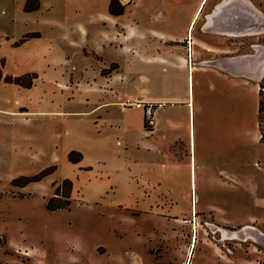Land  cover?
<instances>
[{
    "label": "rangeland",
    "instance_id": "374dc122",
    "mask_svg": "<svg viewBox=\"0 0 264 264\" xmlns=\"http://www.w3.org/2000/svg\"><path fill=\"white\" fill-rule=\"evenodd\" d=\"M225 1L208 2L258 19L240 52L254 56L259 90L264 0ZM26 3L0 0V264H264L258 94L209 76L187 96L152 64V32H175L164 20L183 23L186 12L168 15L165 0H122L116 18L109 0H39L29 13ZM170 82L192 104L174 102ZM127 99L161 105L166 132L147 133L144 111ZM189 116L188 132L178 123ZM65 181L69 208L48 210L53 184Z\"/></svg>",
    "mask_w": 264,
    "mask_h": 264
},
{
    "label": "crops",
    "instance_id": "0c3cea01",
    "mask_svg": "<svg viewBox=\"0 0 264 264\" xmlns=\"http://www.w3.org/2000/svg\"><path fill=\"white\" fill-rule=\"evenodd\" d=\"M208 1L204 4L205 0H195L192 3H188L186 0L179 2L165 0L163 7L168 15L171 12L184 11L186 12V20L183 23L176 24L175 19L169 17L164 20V23L172 24V29L174 30L175 27V32H152L155 43H157L156 48L153 46L156 52L152 58L154 70L158 75L168 74L173 81H175V78L182 80L187 89V96L191 86L195 88V79H197L196 84L203 90V85H208L209 76L227 80L233 85H247L251 91L259 94L258 84L254 83L255 78L251 75L252 73H259L257 64L250 60L254 56H247L248 53L240 52L242 46H244L242 44L250 42L252 37L259 34L260 31L253 29V26L258 25L256 22L258 19L253 16L251 10L247 9L246 6L237 8V6H228L225 3L219 5L218 8L216 2L210 5ZM208 8L211 12L220 10V8H223L224 11L223 13L216 12L217 15L205 14L204 11ZM177 25H180L179 32L176 30ZM120 35L123 40L127 39L128 41L133 34L130 29L122 28ZM246 58H249V60ZM117 78L123 80L122 75H118ZM182 86L177 88L170 82L169 87L172 95L175 96L173 101L192 104V100L189 98L183 99L185 94L180 92ZM162 87L160 85L159 88L162 89ZM134 98H136L134 100H141L139 97ZM161 107L159 105V109H157L156 106H153L155 124L152 133H165L167 130L163 127V117L160 116ZM175 107L177 106L175 105ZM188 122V126L186 122L184 124L179 122L178 126L183 125L181 128H185L189 132L191 130L190 116ZM178 139L180 142L183 140L181 137H178ZM191 141L192 143L189 139V147L192 148L193 140L191 139ZM191 148L190 153L187 155H190L192 161Z\"/></svg>",
    "mask_w": 264,
    "mask_h": 264
},
{
    "label": "trees",
    "instance_id": "16d2710c",
    "mask_svg": "<svg viewBox=\"0 0 264 264\" xmlns=\"http://www.w3.org/2000/svg\"><path fill=\"white\" fill-rule=\"evenodd\" d=\"M40 8L39 0H27L25 5V11L27 13L36 11ZM126 10V5L122 3V0H110L108 12L111 17H120L124 15ZM38 36V34H37ZM26 40H23L25 42ZM4 63V61H2ZM114 66L113 68H115ZM0 66V80L3 78V73ZM108 71H103V74H108ZM24 78H13V77H6L5 81L10 83L21 84ZM23 86V85H22ZM259 103H258V130L260 135V142L264 144V80H262L259 84ZM144 128L148 133H152L153 127L149 126L146 116L144 117ZM83 156L79 152H71L69 154V159L74 162L78 163L82 160ZM56 168H50L44 173L40 174L39 176L29 180V182H39L41 181L46 175H49L53 172ZM55 188L54 196L50 199L47 209L50 211H57L60 209H66L70 206V196L72 190V183L70 181L63 182L62 185H58L57 183L53 184Z\"/></svg>",
    "mask_w": 264,
    "mask_h": 264
},
{
    "label": "built area",
    "instance_id": "2783aa9c",
    "mask_svg": "<svg viewBox=\"0 0 264 264\" xmlns=\"http://www.w3.org/2000/svg\"><path fill=\"white\" fill-rule=\"evenodd\" d=\"M124 107L128 108V107H133L136 109H142L145 113V116L147 118L148 124L151 127H154L155 121H154V109L153 106L151 105H142L138 102H132L130 99L127 100L124 103Z\"/></svg>",
    "mask_w": 264,
    "mask_h": 264
},
{
    "label": "bare ground",
    "instance_id": "6f19581e",
    "mask_svg": "<svg viewBox=\"0 0 264 264\" xmlns=\"http://www.w3.org/2000/svg\"><path fill=\"white\" fill-rule=\"evenodd\" d=\"M244 61V60H243ZM258 63V62H257ZM254 65V64H253ZM244 67V66H243ZM261 75H260V72L257 74V77H254V78H256V79H259V77H260ZM250 230H253L254 231V229H252V228H249ZM249 229H244V230H242V232H241V234L243 233V232H245L246 233V231H248ZM248 233V232H247ZM246 233V234H247ZM227 234L225 233V236H226Z\"/></svg>",
    "mask_w": 264,
    "mask_h": 264
},
{
    "label": "flooded vegetation",
    "instance_id": "af4514ba",
    "mask_svg": "<svg viewBox=\"0 0 264 264\" xmlns=\"http://www.w3.org/2000/svg\"><path fill=\"white\" fill-rule=\"evenodd\" d=\"M228 0H226L225 2H227ZM217 15V14H216ZM257 46H254V48L253 49H255ZM256 59H258V57H256ZM254 60H255V58H254ZM260 75H261V73H260ZM195 239V238H194Z\"/></svg>",
    "mask_w": 264,
    "mask_h": 264
},
{
    "label": "water",
    "instance_id": "95a60500",
    "mask_svg": "<svg viewBox=\"0 0 264 264\" xmlns=\"http://www.w3.org/2000/svg\"><path fill=\"white\" fill-rule=\"evenodd\" d=\"M262 236V235H261Z\"/></svg>",
    "mask_w": 264,
    "mask_h": 264
}]
</instances>
